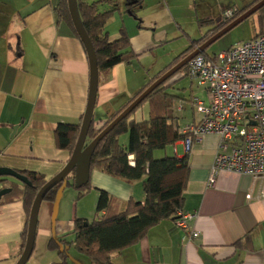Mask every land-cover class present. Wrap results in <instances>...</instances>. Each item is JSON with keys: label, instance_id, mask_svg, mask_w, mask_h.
I'll return each instance as SVG.
<instances>
[{"label": "crops", "instance_id": "1", "mask_svg": "<svg viewBox=\"0 0 264 264\" xmlns=\"http://www.w3.org/2000/svg\"><path fill=\"white\" fill-rule=\"evenodd\" d=\"M82 1L91 4L100 0ZM254 1H245L244 7ZM60 2L0 0V168L36 173L47 181L61 173L71 159L72 153L58 146L56 130L60 124L81 126L91 76L84 44L57 15ZM244 7L238 0H141L132 14L127 1L118 0L106 31L111 41L127 34L135 58L99 77L94 111L97 127L147 89L194 41L224 21L226 10ZM111 9L108 3L99 6L101 13ZM178 83L182 87L176 93ZM165 92L175 97L173 123L179 133L184 134L201 121L193 99L209 104L204 87L177 75L166 85ZM150 111L149 103H145L132 120L147 121ZM122 142L128 144L127 136L122 137ZM220 143L219 136L207 134L200 142H193L189 150L183 140L169 147L166 154L189 157L183 211L194 216L188 224L190 231L199 236L192 239L173 220H166L139 243L114 255L113 264H264V200L259 198V180L223 172L215 187H208ZM234 145L238 144L231 142L229 150ZM20 184L6 181L0 190ZM77 190L70 186L65 189L55 224L54 202L42 203L35 248L27 264H93L74 246L63 242L75 240L76 219L91 221L107 213L96 216L99 190L108 192L116 202V208L108 214L120 211L130 199L143 203L146 198L143 181L128 182L98 169L91 171L90 191L81 201ZM25 221L19 193L2 198L0 264L17 263L23 252ZM54 233L69 248L66 253L73 261H64L56 244L57 248L51 249Z\"/></svg>", "mask_w": 264, "mask_h": 264}, {"label": "trees", "instance_id": "2", "mask_svg": "<svg viewBox=\"0 0 264 264\" xmlns=\"http://www.w3.org/2000/svg\"><path fill=\"white\" fill-rule=\"evenodd\" d=\"M130 13L140 6L141 0H126ZM262 0H256L243 9H237V13L231 19H225L204 38L194 41L174 62L149 84L147 89L162 78L167 72L181 63L192 54L198 47L231 24L242 14L250 10ZM110 4V11L101 13V4ZM118 0H100L94 3H85L78 0V9L83 26L92 41L96 52L99 77L107 73L115 66L122 63H131L135 58L131 50L130 39L127 34L111 41L106 31V25L116 11ZM57 15L64 19L74 30L75 36L80 39L73 25L68 7V0H61L57 7ZM260 14V29L254 37L264 34V7L258 11ZM254 16V15H253ZM211 22V21H210ZM202 27L203 21H200ZM81 40V39H80ZM204 56H212L203 53ZM189 64L176 75L158 87L146 100L127 118L121 121L98 145L92 162V170H101L115 178L128 182L143 181L145 201L143 203L130 199L122 205L120 211L108 214L114 209L116 202L108 192L99 190V200L96 216L107 212L103 217L93 221L76 219L74 222L75 240L63 244L74 246L75 249L86 256L93 264H113V256L121 254L127 248L139 243L148 232L166 220L179 219V213L184 212L185 192L189 183V157L165 156L157 159L156 151H164L174 146L177 142L186 140L189 134H181L176 129L174 121L173 104L175 97L166 94V85L177 75L188 77ZM189 78V77H188ZM141 91L117 113L113 114L107 122L97 127L94 119L87 137L86 144L91 143L105 130L123 111H125L145 90ZM145 103H149L151 111L147 121L136 122L132 120L135 112ZM80 133L79 125L60 124L56 130L57 144L61 149H67L73 153ZM129 137L128 144L122 142V137ZM25 175L30 184H21L20 187H11V194L18 192L23 200L26 221L21 252L24 248L28 227V220L34 200L41 188L48 182L46 177L36 173H21ZM7 178H0L5 183ZM2 183V184H3ZM68 186L75 187V173L68 177ZM62 184H58L45 196L44 201L54 202L57 192ZM76 188V187H75ZM84 192L79 194L81 199L90 191V182L87 186L78 189ZM1 202V201H0ZM116 208V207H115ZM179 228V227H178ZM56 243L51 242V249H56ZM62 255L64 261H68V254Z\"/></svg>", "mask_w": 264, "mask_h": 264}, {"label": "built area", "instance_id": "3", "mask_svg": "<svg viewBox=\"0 0 264 264\" xmlns=\"http://www.w3.org/2000/svg\"><path fill=\"white\" fill-rule=\"evenodd\" d=\"M237 11L226 10L224 18L231 19ZM188 77L208 91L210 100L206 105L199 98L193 99L202 119L184 131L189 134L187 149L207 134L221 139L208 187H215L223 172L250 175L259 180V198L264 200V34L212 58L203 54L195 57L189 63ZM231 142L238 145L229 150ZM247 198L251 200V195ZM178 215L177 227L197 238L199 234L191 232L188 224L194 216L184 212Z\"/></svg>", "mask_w": 264, "mask_h": 264}, {"label": "water", "instance_id": "4", "mask_svg": "<svg viewBox=\"0 0 264 264\" xmlns=\"http://www.w3.org/2000/svg\"><path fill=\"white\" fill-rule=\"evenodd\" d=\"M69 12L71 15V19L73 25L76 29L78 36L80 37L82 43L85 46V49L88 54L89 62H90V88H89V100L88 106L86 109V113L82 119V123L80 126L79 137L75 146V149L72 153L71 159L66 167L63 169L61 173H59L56 177L49 180L38 192L34 203L32 205L26 241L23 248V252L19 257L16 264H27L30 260L34 248H35V239L37 235V229L39 224V213L41 209V205L45 200V196L58 184H62L60 189L57 192L56 199L54 201V215H53V224H55V220L60 208V202L63 198L64 191L68 187V177L75 173V187L76 189H81L90 182L91 175V162L93 158V154L98 147L99 143L111 132L113 129L125 118H127L133 111H135L145 100L146 98L152 94L158 87L163 85L166 81L176 75L179 71H181L185 66H187L195 57L202 55L205 53L212 45H214L217 41L231 32L233 29L247 21L253 15H255L258 11H260L264 7V0L260 1L250 10L242 14L236 20H234L231 24L226 26L208 41H206L202 46L198 47L192 54H190L187 58H185L181 63L176 65L173 69L167 72L162 78L156 81L153 85H151L147 90H145L125 111L121 113L105 130H103L96 139H94L91 143L86 144L88 133L90 127L94 121V111L97 101V93L99 87V67L98 60L96 56L95 49L93 47L92 41L89 38L79 13L78 9V0H68ZM14 178L20 183L30 184L28 178L11 169L0 168V178ZM7 181V180H6ZM3 182H1L2 184ZM12 192L11 188H4L0 190V201L5 196L9 195ZM53 240L56 245L60 249V253H65L69 251L68 247H64L63 244L57 239L56 234L53 235ZM71 261L73 259L69 257Z\"/></svg>", "mask_w": 264, "mask_h": 264}, {"label": "rangeland", "instance_id": "5", "mask_svg": "<svg viewBox=\"0 0 264 264\" xmlns=\"http://www.w3.org/2000/svg\"><path fill=\"white\" fill-rule=\"evenodd\" d=\"M245 1H247V0H238V4L242 7H244ZM260 14L261 13H256L254 16L249 18L247 21H245L244 23H242L241 25H239L238 27L233 29L231 32H229L227 35H225L223 38H221L219 41H217L214 45H212L206 51V54H208L210 56L217 55L218 53L227 50L231 46H234L240 42H244V41L252 39L260 29V25H259ZM262 28H264V25L262 26ZM181 87H182V84L178 83L175 87L174 92L179 93L181 90ZM127 140H129L128 135H127ZM170 150L171 149H169V150L167 149L166 151H162V150L156 151L155 157L157 159L163 158L166 156L167 153L170 152ZM6 180L12 181V182L16 183L17 185L20 184V182L14 178L9 177ZM70 189L71 188H69V190ZM72 191H75V190H72ZM77 193L84 195V192L78 191ZM83 199H84V197H82L79 200L81 201ZM93 220L94 219H91V221H93Z\"/></svg>", "mask_w": 264, "mask_h": 264}]
</instances>
